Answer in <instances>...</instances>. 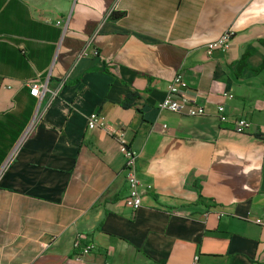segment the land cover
I'll return each mask as SVG.
<instances>
[{
  "label": "crops",
  "instance_id": "crops-1",
  "mask_svg": "<svg viewBox=\"0 0 264 264\" xmlns=\"http://www.w3.org/2000/svg\"><path fill=\"white\" fill-rule=\"evenodd\" d=\"M89 40L97 57L81 56ZM262 41L264 0H0V264H264ZM178 73L205 115L157 109ZM36 81L56 96L31 97ZM91 113L124 130L136 211Z\"/></svg>",
  "mask_w": 264,
  "mask_h": 264
},
{
  "label": "built area",
  "instance_id": "built-area-1",
  "mask_svg": "<svg viewBox=\"0 0 264 264\" xmlns=\"http://www.w3.org/2000/svg\"><path fill=\"white\" fill-rule=\"evenodd\" d=\"M117 11V2H115L107 12L106 17L111 18ZM59 24V22H57ZM90 40L85 45L81 52V56L97 57L98 52L91 47ZM228 43V34H224L217 42L211 44L210 49H215L219 46H226ZM24 87L28 88L29 95L36 99H40L43 95L49 93L52 97L56 96L57 91L49 90L46 82H26ZM226 97V94H223ZM197 94L189 92V86L184 81L182 75L178 73L172 81L167 85L164 98L156 105L159 111H167L177 115H183L188 117H199L205 115V109L202 106H198L196 103ZM219 120L222 122L225 120L223 113V105H219L216 108ZM234 131L238 134H243L248 127V123L244 119L235 121ZM34 121H32L24 131L19 143L23 142L32 132ZM87 129H100L109 136L116 138L121 146V153L124 159L123 172L125 178V184L127 187V194L123 199V205L132 211L138 210L142 205V194L140 191L141 183L137 176V171L134 161V153L129 148L128 144L123 140L124 130L109 125L105 120L100 117L98 113H91L87 117L86 122ZM165 128V126H162ZM5 168V165L0 169V174ZM81 236L75 237L73 241V247L79 248ZM92 244L84 245L81 248L80 255L89 254L93 250ZM109 264V263H104ZM192 264H198V256L193 257Z\"/></svg>",
  "mask_w": 264,
  "mask_h": 264
},
{
  "label": "trees",
  "instance_id": "trees-1",
  "mask_svg": "<svg viewBox=\"0 0 264 264\" xmlns=\"http://www.w3.org/2000/svg\"><path fill=\"white\" fill-rule=\"evenodd\" d=\"M113 18H115V16H112ZM262 45L264 46V42H261ZM246 57V54L242 55V57L239 60V64H238V70L240 71L243 67H244V59ZM264 69V62L263 64L257 69V71H261ZM137 95L134 93H130L128 95L125 96V98L123 99L122 103H121V107L122 108H130L135 100L137 99ZM1 123H0V129H1ZM256 137L264 140V135H256ZM4 142H6V138L4 137V135L0 134V165L2 164V162L4 161L6 154H7V150L4 146Z\"/></svg>",
  "mask_w": 264,
  "mask_h": 264
},
{
  "label": "rangeland",
  "instance_id": "rangeland-1",
  "mask_svg": "<svg viewBox=\"0 0 264 264\" xmlns=\"http://www.w3.org/2000/svg\"><path fill=\"white\" fill-rule=\"evenodd\" d=\"M11 154H13V153H11ZM11 154H10V155H11ZM10 155H9V156H10ZM8 158L11 159V158H12V155H11L10 157H8ZM1 168H2V167H1ZM1 168H0V169H1Z\"/></svg>",
  "mask_w": 264,
  "mask_h": 264
}]
</instances>
